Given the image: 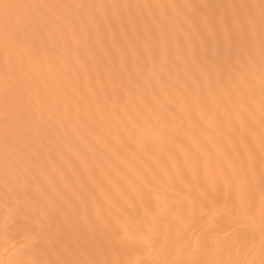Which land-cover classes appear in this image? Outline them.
<instances>
[{"label": "bare ground", "instance_id": "1", "mask_svg": "<svg viewBox=\"0 0 264 264\" xmlns=\"http://www.w3.org/2000/svg\"><path fill=\"white\" fill-rule=\"evenodd\" d=\"M262 76L264 0H0V264H264Z\"/></svg>", "mask_w": 264, "mask_h": 264}, {"label": "snow or ice", "instance_id": "2", "mask_svg": "<svg viewBox=\"0 0 264 264\" xmlns=\"http://www.w3.org/2000/svg\"><path fill=\"white\" fill-rule=\"evenodd\" d=\"M4 14L6 20L8 19V10L11 7H15L14 5L4 4L3 6ZM262 82H264V76H262ZM260 151L262 155V163H264V139L261 141ZM237 197L239 200V206L241 210H244L245 206H247V210L251 212L252 210V201L249 194L244 190L242 184L237 185L236 188ZM260 214L262 221V231H264V177H262L261 189H260Z\"/></svg>", "mask_w": 264, "mask_h": 264}]
</instances>
